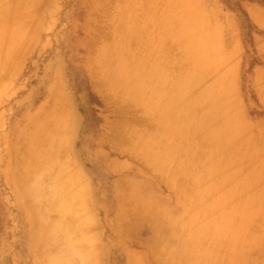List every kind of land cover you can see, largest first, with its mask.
<instances>
[{
  "label": "rangeland",
  "instance_id": "rangeland-1",
  "mask_svg": "<svg viewBox=\"0 0 264 264\" xmlns=\"http://www.w3.org/2000/svg\"><path fill=\"white\" fill-rule=\"evenodd\" d=\"M192 1L0 0V264H264V7Z\"/></svg>",
  "mask_w": 264,
  "mask_h": 264
},
{
  "label": "crops",
  "instance_id": "crops-1",
  "mask_svg": "<svg viewBox=\"0 0 264 264\" xmlns=\"http://www.w3.org/2000/svg\"><path fill=\"white\" fill-rule=\"evenodd\" d=\"M253 10H257V9H252V11ZM252 11H251V13H252ZM252 16H253V14H252ZM260 24L264 25V23H260ZM165 31H166V24H165V22L162 21L156 26V37H155V46L156 47H163L166 44V40H167L166 36L167 35H166Z\"/></svg>",
  "mask_w": 264,
  "mask_h": 264
},
{
  "label": "bare ground",
  "instance_id": "bare-ground-1",
  "mask_svg": "<svg viewBox=\"0 0 264 264\" xmlns=\"http://www.w3.org/2000/svg\"><path fill=\"white\" fill-rule=\"evenodd\" d=\"M191 1H192V0H191ZM192 3H193V1H192ZM192 3H191V4H192ZM182 4H183V3H182ZM184 4H185V3H184ZM188 5H189V4H188ZM182 14H183V13H182ZM184 14H185V13H184ZM134 66H135V65H134ZM138 66H139V65H138ZM138 66H137V67H138ZM135 67H136V66H135ZM133 70H134V69H133ZM145 70H146V69H145ZM152 71H153V70H152ZM152 71H151V72H152ZM147 72H148V71H147ZM147 72H146V73H147ZM144 73H145V72H144ZM154 73H155V72H154ZM158 73H159V72H158ZM158 73H157V74H158ZM147 74H149V73H147ZM144 75H145V74H144ZM139 76H140V75H139ZM154 76H155V75H154ZM157 76H159V75H157ZM159 77H160V76H159ZM145 78H147V77L145 76ZM155 78H156V77H155ZM136 79H137V77H136ZM158 79H159V78H158ZM160 79H161V78H160ZM144 80H145V79H144ZM147 80H148V79H147ZM161 80H162V79H161ZM132 82H133V81H132ZM148 82H149V80H148ZM139 85H140V84H138L139 89H140V87H142V89H143L144 86H142V84H141V86H139ZM144 85H145V84H144ZM146 85H147V84H146ZM161 85H162V84H161ZM134 87H135V85H134ZM134 87H133V88H134ZM136 87H137V86H136ZM138 87H137V88H138ZM158 87H159V84H158ZM155 88L158 89L157 87H155ZM159 89H160V88H159ZM138 91H139V90H138ZM134 93H135V92H134ZM131 94H132V93H131ZM203 94H205V93H203ZM134 95H136V94H134ZM202 96H203V95H202ZM203 97H204V96H203ZM147 98H148V97H147ZM143 99H144V98H143ZM160 99H162V98H160ZM146 101H147V100H146ZM172 101H173V99H172ZM168 102H169V101H168ZM173 102H174V101H173ZM195 103H196V102H195ZM160 105H161V104H160ZM145 106H146V105H145ZM146 107H148V106H146ZM146 107H145V108H146ZM157 109H158V108H157ZM158 111H159V110H158ZM174 118H175V116H174ZM180 131H181V129H180ZM180 131H179V132H180ZM185 132H188V130L185 131ZM180 134H182V133H180ZM180 134H179V135H180ZM183 134H184V133H183ZM184 135H185V134H184ZM180 136H181V135H180ZM188 136H189V135H188ZM187 139H188V138H187ZM189 139H190V138H189ZM196 139H197V138H196ZM192 141H193V140H192ZM55 142H56V141H55ZM195 142H196V141H195ZM198 142H199V141H198ZM55 145H56V144H55ZM63 145H64V144H63ZM63 145H62V146H63ZM200 145H201V144H200ZM57 146H58V145H57ZM57 148H58V147H57ZM57 148H56V149H57ZM54 149H55V148H54ZM65 149H67V148H65ZM62 150H64V149H62ZM48 151H49V150H48ZM51 151H52V150H51ZM60 155H61V154H60ZM61 156H62V155H61ZM45 158H46V157H45ZM61 158H63V157H61ZM64 159H65V158H64ZM64 159H62V160H64ZM60 160H61V159H60ZM46 164H47V163H46ZM77 165H78V164H77ZM63 168H64V167H63ZM61 171H62V170H61ZM70 176H71V175H70ZM61 179H62V177H61ZM63 180H64V179H63ZM80 184H81V183H80ZM50 195H51V194H50ZM55 195H56V194H55ZM73 196H74V195H73ZM46 198H47V197H46ZM70 199H71V198H70ZM42 200H43V199H42ZM40 201H41V200H40ZM72 202H73V201H72ZM44 208H45V207H44ZM60 212H61V211H60ZM68 213H69V212H68ZM61 236H62V234H61ZM64 236H65V235H64ZM67 236H68V235H67ZM60 238H61V237H60ZM64 238H65V237H64ZM66 238H67V237H66Z\"/></svg>",
  "mask_w": 264,
  "mask_h": 264
},
{
  "label": "trees",
  "instance_id": "trees-1",
  "mask_svg": "<svg viewBox=\"0 0 264 264\" xmlns=\"http://www.w3.org/2000/svg\"><path fill=\"white\" fill-rule=\"evenodd\" d=\"M249 1L257 2V3H259L260 5H262L264 7V1H262V0H249ZM240 10L243 13V15L247 18V20H249L248 14L241 7H240Z\"/></svg>",
  "mask_w": 264,
  "mask_h": 264
}]
</instances>
